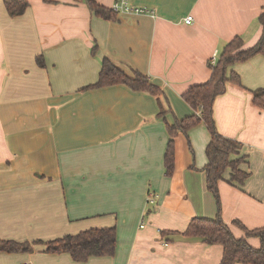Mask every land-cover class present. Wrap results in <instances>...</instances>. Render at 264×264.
<instances>
[{"label": "crops", "instance_id": "crops-1", "mask_svg": "<svg viewBox=\"0 0 264 264\" xmlns=\"http://www.w3.org/2000/svg\"><path fill=\"white\" fill-rule=\"evenodd\" d=\"M27 1L12 16L0 0V240L48 242L115 227L117 246L112 256L76 261L35 244L1 251L0 264H220L222 244L184 233L193 218L219 213L235 237L261 247L247 230L264 227V105L254 100L264 89V54L232 65L240 82L215 101L217 128L240 142L232 158H244L240 168L250 172L239 183L228 168L217 195L205 172L207 125L176 137L168 176L170 135L157 97L123 84L87 87L110 57L160 86L173 124L195 113L183 94L210 79L216 52L236 36L244 47L259 40L264 0H132L152 12L111 19L89 0Z\"/></svg>", "mask_w": 264, "mask_h": 264}, {"label": "trees", "instance_id": "trees-1", "mask_svg": "<svg viewBox=\"0 0 264 264\" xmlns=\"http://www.w3.org/2000/svg\"><path fill=\"white\" fill-rule=\"evenodd\" d=\"M5 5L9 13L16 16L24 13L29 2L27 0H5ZM89 5L96 14L104 18L111 19L117 14L112 8L105 7L95 0H89ZM259 20L263 26L259 40L250 47L243 46L244 42L240 36H236L228 42L218 54L217 61L211 62L210 79L191 86L183 94L185 101L195 113L181 119L176 118L173 124H169L165 118L171 109L164 100L165 94L160 86L134 68H131L130 73H127L110 57H105L102 60L98 82L87 88L123 84L133 90L149 92L157 97L160 107L158 115L165 121L170 135L164 159L165 171L168 176H172L175 171L176 137L180 133L187 134L193 126L199 123L207 125L211 132V140L206 148L208 163L205 166V172L208 188L217 195L218 182L223 178V174L228 168L231 169V181L243 183L250 175V172L240 168V163L244 161V158H232V155L239 151L240 142L219 132L214 108L216 99L226 92L227 84L240 82V76L230 69L231 66L237 62L247 61L257 54H264V13L259 16ZM95 49L93 52L96 51ZM38 64L45 65L42 57L38 58ZM254 100L258 105H264V89L255 91ZM184 233L202 237L208 243L222 244L224 253L220 264L238 262L264 264V227L247 230L248 237L259 236L261 238V247L259 248L253 247L246 237H235L220 213L212 219L193 218ZM35 244L46 245L47 252H68L76 261H86L91 256L114 255L117 246V233L115 227H107L67 234L48 242L42 240L17 242L5 239L0 240V252H30L33 251Z\"/></svg>", "mask_w": 264, "mask_h": 264}, {"label": "built area", "instance_id": "built-area-1", "mask_svg": "<svg viewBox=\"0 0 264 264\" xmlns=\"http://www.w3.org/2000/svg\"><path fill=\"white\" fill-rule=\"evenodd\" d=\"M112 9L114 12L119 14H144V13H151L152 11L146 7L136 6L133 4L132 0H114V3L112 5ZM193 21V17L187 16L185 18L186 23H191ZM218 58V52H216L212 58V62L215 63ZM155 197L154 194H151L149 197L150 203H155Z\"/></svg>", "mask_w": 264, "mask_h": 264}]
</instances>
